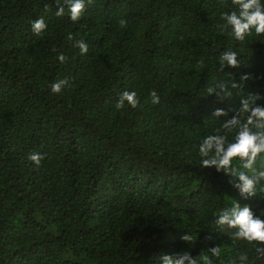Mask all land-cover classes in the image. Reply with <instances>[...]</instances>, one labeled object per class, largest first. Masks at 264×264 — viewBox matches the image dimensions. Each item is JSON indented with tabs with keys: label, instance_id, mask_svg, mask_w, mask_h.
<instances>
[{
	"label": "trees",
	"instance_id": "1",
	"mask_svg": "<svg viewBox=\"0 0 264 264\" xmlns=\"http://www.w3.org/2000/svg\"><path fill=\"white\" fill-rule=\"evenodd\" d=\"M57 7L0 0V264H160L183 251L229 264L247 251L214 221L233 199L260 215L264 191L241 198L231 177L201 166L197 146L227 118L216 109L231 117L249 95L264 104V36L229 37L231 0H90L77 22ZM229 50L239 64L220 71ZM64 77L71 86L52 94ZM125 90L140 103L117 110Z\"/></svg>",
	"mask_w": 264,
	"mask_h": 264
},
{
	"label": "clouds",
	"instance_id": "2",
	"mask_svg": "<svg viewBox=\"0 0 264 264\" xmlns=\"http://www.w3.org/2000/svg\"><path fill=\"white\" fill-rule=\"evenodd\" d=\"M89 2L90 0L62 2L56 0L58 7L54 15L56 17L67 15L72 22H77L85 13L86 4ZM231 6L232 11L221 13V19L224 27L228 29L230 38L242 42L246 36L253 34L257 37L264 36V0H231ZM30 26L32 33L37 37L48 28L42 16L32 20ZM68 40L73 41L72 47L77 48L81 55L88 53V44L84 40H73L71 34L68 35ZM56 59L61 64L66 62V56L62 53H57ZM238 64L235 51H224L218 59V70L222 71L225 66L234 68ZM242 78L247 79L246 76ZM70 86L69 77L59 78L51 84L50 92L59 95ZM207 92L209 95L214 93L220 98L224 86L209 87ZM149 97L153 105L160 102L156 91H151ZM260 99H262L260 96L252 95L242 98L239 109L231 117L224 109H216L213 114L215 117L227 118L221 123L220 129L214 130L215 134L206 135L197 146L201 166L214 167L217 172L231 177L232 186L243 199L255 196L258 190L264 191V104L256 103ZM139 103L136 91L125 90L119 95L115 108L117 110L126 107L136 108ZM242 114H246L243 122L240 119ZM221 129L224 130L223 133ZM258 157L262 161L259 168L255 167ZM27 158L39 166L43 156L33 151ZM214 222L219 229L225 227L235 229L232 238L245 241L250 246L247 251L229 261V264H237V261L239 264H254L255 261L264 258V211H261L260 215H255L247 204L241 205L239 201L233 199L230 206L219 210ZM181 239L190 242L193 238L184 233ZM222 250L213 246L208 252L212 257H219ZM159 259L160 264H211L207 254L193 257L187 251L175 256L164 254Z\"/></svg>",
	"mask_w": 264,
	"mask_h": 264
}]
</instances>
